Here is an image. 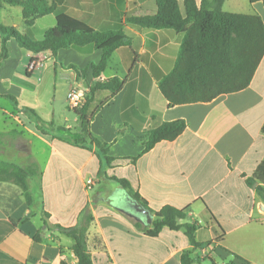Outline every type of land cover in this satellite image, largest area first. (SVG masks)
<instances>
[{
  "label": "crops",
  "instance_id": "1",
  "mask_svg": "<svg viewBox=\"0 0 264 264\" xmlns=\"http://www.w3.org/2000/svg\"><path fill=\"white\" fill-rule=\"evenodd\" d=\"M50 4L55 11L31 27L24 24L20 7L5 5L0 7V24L32 40L54 27L59 14L100 32L122 30L129 43L114 52L99 79L118 77L124 86L115 96L96 94L99 108L84 127L68 107L67 94L72 88L88 91L94 82L91 65L100 62L102 53L70 48L56 57L35 54L12 38L4 59L0 36V161L33 168L28 184L35 201L29 208L20 186L0 180V264H76L74 241L58 226L80 224L88 227L94 264H182L186 252L192 264H264V198L258 184L250 183L264 161V56L245 89L210 102L170 107L159 82L175 67L183 35L127 22L155 14L156 0ZM222 9L257 14L264 23L262 2L225 0ZM32 60L39 63L28 71ZM70 65L87 69L86 77L77 79ZM177 120L186 123L180 136L144 152L151 130ZM91 135L109 147L110 156L125 160L108 166ZM130 191L153 212L167 206L183 210L186 217L178 221L179 229L165 227L156 237L147 236L154 216L148 223L134 209L137 201ZM187 224L194 227L196 242L211 245L194 250ZM38 233L40 241L34 240Z\"/></svg>",
  "mask_w": 264,
  "mask_h": 264
},
{
  "label": "trees",
  "instance_id": "2",
  "mask_svg": "<svg viewBox=\"0 0 264 264\" xmlns=\"http://www.w3.org/2000/svg\"><path fill=\"white\" fill-rule=\"evenodd\" d=\"M54 0H0V7L5 5L20 7L24 24L31 27L36 19L51 14L55 6ZM225 0H202L198 5L196 0H156L157 12L153 15L131 17L127 20L130 25L143 29H170L183 35L180 53L173 70L162 78L159 88L170 107L198 102H210L221 94L233 93L248 87L256 69L264 56V23L257 14H235L225 12L222 7ZM250 3L264 0H249ZM2 39V58H7V42L15 39L18 44L28 51L40 54L51 53L54 57L62 49H75L81 53L100 51L101 60L91 65L93 84L90 85L81 104L75 109L83 126L99 108L96 94L102 91L110 92L111 96L118 94L124 81L118 77L106 80L99 78L107 69L112 55L118 49L128 45L129 40L122 30L100 32L88 24L69 14H59L56 25L45 31L40 40H32L14 27L0 24ZM68 68L76 73L77 79L85 78L87 69H79L74 65ZM14 101L13 97L7 96ZM31 114L35 113L26 109ZM186 129L183 120L159 124L149 133L144 152L152 149L162 141H173ZM264 132V127H263ZM91 142L96 144L106 164L112 166L116 160L109 155V147L91 135ZM136 160L135 158L133 159ZM33 168H22L16 164L0 161V180L11 181L21 187L29 208L35 204L28 179ZM125 189L131 190L127 180H117ZM251 185L257 183L256 190L264 198V161L258 167ZM130 195L140 205L147 209L154 220L147 236L156 237L165 227L171 230L179 229L178 221L184 219L183 210L167 206L158 212H153L137 194ZM58 228L70 237L74 243L72 253L76 264H94L87 247V225L80 224L74 228ZM187 233L194 250L208 247L196 242L193 226L186 225ZM34 240L40 241L38 233ZM190 252L184 253L182 264H192L194 259ZM236 258L242 259L238 255ZM246 264H250L245 261Z\"/></svg>",
  "mask_w": 264,
  "mask_h": 264
},
{
  "label": "built area",
  "instance_id": "3",
  "mask_svg": "<svg viewBox=\"0 0 264 264\" xmlns=\"http://www.w3.org/2000/svg\"><path fill=\"white\" fill-rule=\"evenodd\" d=\"M39 61L38 60H32L29 65H28V71H33L36 69ZM86 94V91L81 88H72L68 94H67V102H68V107L70 109H76L79 107L81 104L84 96ZM93 185V181L91 179L87 180L86 182V188L88 190L91 189V186ZM201 254L205 255L207 252L205 250H201Z\"/></svg>",
  "mask_w": 264,
  "mask_h": 264
},
{
  "label": "water",
  "instance_id": "4",
  "mask_svg": "<svg viewBox=\"0 0 264 264\" xmlns=\"http://www.w3.org/2000/svg\"><path fill=\"white\" fill-rule=\"evenodd\" d=\"M133 207L136 211H138L139 213H141L142 215L145 216L146 220L148 223L152 222V215L151 213L145 209L142 205H140L138 202H133Z\"/></svg>",
  "mask_w": 264,
  "mask_h": 264
},
{
  "label": "rangeland",
  "instance_id": "5",
  "mask_svg": "<svg viewBox=\"0 0 264 264\" xmlns=\"http://www.w3.org/2000/svg\"><path fill=\"white\" fill-rule=\"evenodd\" d=\"M14 9V8H13ZM13 11V10H12ZM16 11V10H15ZM17 11H18V8H17ZM18 15V14H17ZM13 17H15L16 16V14H13L12 15ZM15 19H17V18H15ZM0 21L2 22V19H0ZM10 27H12V26H10ZM15 28V27H14ZM17 30V29H16ZM216 259V261L218 262V263H221V261H220V259L219 258H215ZM202 264H212L211 262H210V260H206V261H204V263H202Z\"/></svg>",
  "mask_w": 264,
  "mask_h": 264
}]
</instances>
